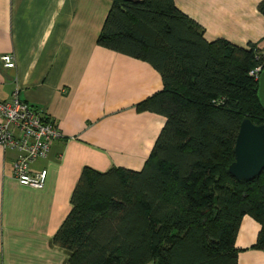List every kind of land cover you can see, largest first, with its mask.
I'll use <instances>...</instances> for the list:
<instances>
[{"label":"trees","instance_id":"16d2710c","mask_svg":"<svg viewBox=\"0 0 264 264\" xmlns=\"http://www.w3.org/2000/svg\"><path fill=\"white\" fill-rule=\"evenodd\" d=\"M109 1L96 44L159 73L162 89L135 108L165 122L140 170L83 168L52 243L67 264H236L250 216L251 248L264 252V170L241 181L227 172L242 119L264 124L249 75L261 49L207 41L174 0ZM257 11L264 18V0Z\"/></svg>","mask_w":264,"mask_h":264},{"label":"crops","instance_id":"0c3cea01","mask_svg":"<svg viewBox=\"0 0 264 264\" xmlns=\"http://www.w3.org/2000/svg\"><path fill=\"white\" fill-rule=\"evenodd\" d=\"M260 1L174 0L207 41L263 49ZM109 6V0H0V57L11 54L15 62L12 69L0 63V100L17 93L62 134L44 159L30 164L32 173L47 172L41 190L16 183V153L0 147V264H67L52 238L83 168L140 170L164 125V117L135 108L162 89L159 73L96 44ZM258 232V223L244 216L236 264H264V252L251 248Z\"/></svg>","mask_w":264,"mask_h":264},{"label":"built area","instance_id":"2783aa9c","mask_svg":"<svg viewBox=\"0 0 264 264\" xmlns=\"http://www.w3.org/2000/svg\"><path fill=\"white\" fill-rule=\"evenodd\" d=\"M262 64L249 72L258 80L264 67V49L260 51ZM3 68L15 67L11 54L0 57ZM62 137L56 124L49 120L46 113L21 101L17 93L10 100H0V147L16 153L12 162V176L19 186L41 190L46 182L47 172L30 171V164L38 159H44L51 145Z\"/></svg>","mask_w":264,"mask_h":264},{"label":"water","instance_id":"95a60500","mask_svg":"<svg viewBox=\"0 0 264 264\" xmlns=\"http://www.w3.org/2000/svg\"><path fill=\"white\" fill-rule=\"evenodd\" d=\"M257 98L264 110V67L257 80ZM233 155L234 161L227 168V172L233 178L241 181L259 176L264 170V124L254 125L249 119H242Z\"/></svg>","mask_w":264,"mask_h":264},{"label":"rangeland","instance_id":"374dc122","mask_svg":"<svg viewBox=\"0 0 264 264\" xmlns=\"http://www.w3.org/2000/svg\"><path fill=\"white\" fill-rule=\"evenodd\" d=\"M264 49V48H263ZM262 50V49H261Z\"/></svg>","mask_w":264,"mask_h":264}]
</instances>
